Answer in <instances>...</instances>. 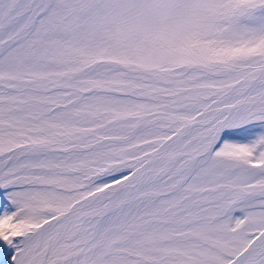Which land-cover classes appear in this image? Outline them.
<instances>
[{"label": "snow or ice", "instance_id": "6c2138e0", "mask_svg": "<svg viewBox=\"0 0 264 264\" xmlns=\"http://www.w3.org/2000/svg\"><path fill=\"white\" fill-rule=\"evenodd\" d=\"M0 264H264V0H0Z\"/></svg>", "mask_w": 264, "mask_h": 264}]
</instances>
